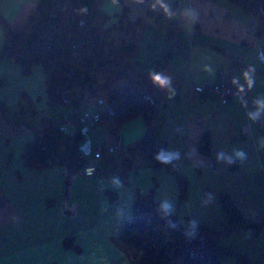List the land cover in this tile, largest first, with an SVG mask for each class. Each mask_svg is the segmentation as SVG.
<instances>
[{
	"label": "crops",
	"instance_id": "crops-1",
	"mask_svg": "<svg viewBox=\"0 0 264 264\" xmlns=\"http://www.w3.org/2000/svg\"><path fill=\"white\" fill-rule=\"evenodd\" d=\"M37 2L0 0V20L15 33L34 14ZM98 22L109 44L132 43V53L119 54L112 70L124 68L144 79L157 102L156 113L148 127L135 118L119 125L103 122L94 134L80 129V149L87 140L90 152L96 141L105 146L103 167L94 177L77 173L90 154L81 150L46 168L27 167L26 146L57 110L49 106L41 66L33 65L30 75L22 76L12 60L1 61L0 264H131L118 240L135 202L152 198L170 204L166 210L190 233L226 223L221 194L244 222L262 226L257 235L229 227L219 236L220 245L248 264H264V25L224 0H103ZM3 44L0 28V53ZM218 71L234 75L237 94L227 104L201 100L194 89L213 81ZM153 74L169 83L157 86ZM100 78L108 79L105 87L125 84L123 79L111 83L108 74ZM99 107L106 109L105 103ZM63 113L60 121H76L79 106ZM147 131L156 134L166 155L179 153L170 162L187 182L185 200L176 176L164 167L151 168L137 148ZM204 132L208 155L198 152ZM228 257L233 259L228 264H237L236 257ZM223 259L220 264L226 263Z\"/></svg>",
	"mask_w": 264,
	"mask_h": 264
},
{
	"label": "trees",
	"instance_id": "trees-1",
	"mask_svg": "<svg viewBox=\"0 0 264 264\" xmlns=\"http://www.w3.org/2000/svg\"><path fill=\"white\" fill-rule=\"evenodd\" d=\"M103 0H38L35 12L41 13V20L34 23V14L17 32H12L0 20L4 44L0 62L12 60L22 76L31 73L33 65L42 67L46 74L49 106L53 109L78 107L81 101H69L76 89L82 93L97 94L101 91L99 79L108 74L111 83L123 79L125 84L104 88L106 109L100 112L101 123L123 124L131 119L142 118L148 127V119L156 113L157 102L151 98L144 79L132 76L127 69L114 72L119 54H130L132 43H122L118 48L108 43L106 32L98 22V8ZM216 3L218 0H208ZM238 7L244 13L256 18L264 25V0H224ZM34 12V13H35ZM32 24L31 32L24 29ZM77 102V103H75ZM79 103V104H78ZM82 132L77 129L68 136L66 128L44 121L42 132L26 146L23 159L30 168H46L80 154ZM151 168H166L176 176L180 199L188 194L187 182L177 176L172 162L160 163L154 156L165 148L158 142L154 132L147 131L137 143ZM198 152L208 155L210 141L204 132L198 143ZM219 203L226 216V223L212 228L197 227L186 232L174 216L152 198L135 202L132 217L123 226L118 240L119 246L131 264H220L223 257H236L237 264H248L244 257L231 252L219 243V236L229 227L236 226L257 235L260 223H246L238 209L227 195L219 196ZM174 223L175 227H171ZM168 248L167 250L165 248ZM149 248L153 252H149ZM180 249V255L175 250ZM145 256V260H141Z\"/></svg>",
	"mask_w": 264,
	"mask_h": 264
},
{
	"label": "built area",
	"instance_id": "built-area-1",
	"mask_svg": "<svg viewBox=\"0 0 264 264\" xmlns=\"http://www.w3.org/2000/svg\"><path fill=\"white\" fill-rule=\"evenodd\" d=\"M194 89L199 94L201 100L213 98L218 99L224 104L230 103L237 94L233 73H223L222 71L217 72L216 78L213 81H203L201 84L195 85ZM56 110L57 111L54 112L50 118V121L52 119V121L62 122L63 126L67 128L68 136H72L77 129L80 130L83 128H86L94 134L95 128L101 123V111L88 104L79 106L77 120L71 122L68 120L60 121L59 118L64 117V108H58ZM104 151V144L96 141L90 154L85 157L84 161L79 166L77 173L85 177H94L98 175L103 167Z\"/></svg>",
	"mask_w": 264,
	"mask_h": 264
},
{
	"label": "rangeland",
	"instance_id": "rangeland-1",
	"mask_svg": "<svg viewBox=\"0 0 264 264\" xmlns=\"http://www.w3.org/2000/svg\"><path fill=\"white\" fill-rule=\"evenodd\" d=\"M39 20H41V13L39 11H37V12L34 13V23L39 22ZM31 28H32V24H29L24 29V31L26 33H29V32H31ZM100 79H102V81H103L101 83V91L100 92H98L97 94L86 95V94L82 93V90L76 89V91L71 94L73 99L76 100V101H81L82 104H88V105H91V106H95L96 108H100L99 106L101 104L105 103V95H104L103 91H104L106 82L108 81V79H106V80H103V78H100ZM81 105H79V106H81ZM99 110L101 111V109H99ZM165 249L167 250L168 248L166 247ZM149 252H153V249L149 248ZM174 253L176 255H180L181 250L177 249V250H175ZM223 260H227V261H225L226 263H224V264H228L227 262L228 261L231 262V260H233V259L231 257H224Z\"/></svg>",
	"mask_w": 264,
	"mask_h": 264
},
{
	"label": "clouds",
	"instance_id": "clouds-1",
	"mask_svg": "<svg viewBox=\"0 0 264 264\" xmlns=\"http://www.w3.org/2000/svg\"><path fill=\"white\" fill-rule=\"evenodd\" d=\"M163 7V6H162ZM165 13L167 14V9L165 8ZM245 78H246V83H247V86L249 88H251L252 86V80L251 79H248V73L245 72L242 74ZM151 81L156 84L157 86L159 87H164L166 86L168 83H169V80L166 78V77H163L161 76L160 74H153L151 75ZM243 89H238V91H242ZM236 155L240 158H244L245 154L241 151H238L236 153ZM179 158V153H176V152H172L168 155H165L163 150L161 149L159 152L156 153V155L154 156V159L160 163H169L172 159H178ZM218 159L221 158V154H218ZM229 163H231L232 161L229 160L228 161ZM89 174H90V171H89ZM162 208L164 209H170L172 206L168 203H163L161 205ZM190 224H195V221H190L189 222ZM170 226L171 227H175V224L174 223H170Z\"/></svg>",
	"mask_w": 264,
	"mask_h": 264
},
{
	"label": "water",
	"instance_id": "water-1",
	"mask_svg": "<svg viewBox=\"0 0 264 264\" xmlns=\"http://www.w3.org/2000/svg\"><path fill=\"white\" fill-rule=\"evenodd\" d=\"M84 133L87 134V129H86V128H85V130H84ZM80 150H81L83 153H85V154H89V152H90V141L87 140V141L83 144V146L81 147Z\"/></svg>",
	"mask_w": 264,
	"mask_h": 264
}]
</instances>
